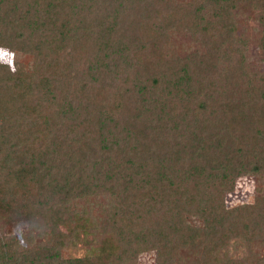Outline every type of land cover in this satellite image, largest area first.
I'll use <instances>...</instances> for the list:
<instances>
[{"label": "trees", "instance_id": "16d2710c", "mask_svg": "<svg viewBox=\"0 0 264 264\" xmlns=\"http://www.w3.org/2000/svg\"><path fill=\"white\" fill-rule=\"evenodd\" d=\"M253 41L264 0H0V209L32 233L0 264H264V196L225 202L264 176Z\"/></svg>", "mask_w": 264, "mask_h": 264}, {"label": "rangeland", "instance_id": "374dc122", "mask_svg": "<svg viewBox=\"0 0 264 264\" xmlns=\"http://www.w3.org/2000/svg\"><path fill=\"white\" fill-rule=\"evenodd\" d=\"M244 14L240 17L242 23L240 29L243 30L244 33H246L250 37H252L253 35L254 39H256L259 32V25L254 20V17H252L248 12ZM180 38H181V42H183L184 40L185 41L190 40V37L187 35L183 38L182 37ZM177 43L179 44L178 41ZM245 49L249 58L250 69L253 71H258L260 73L262 72L264 74V61H261L260 59L259 51L256 43L254 41L249 43ZM13 58L15 59V56L12 51H10L7 48H0V63H5L8 64V66L13 67L12 66ZM28 188L29 187L25 188L24 192H26ZM13 190H10V187L7 188L6 189V191L8 192L7 194H10ZM19 196H20L19 191H17V193L13 196L9 195L8 203L12 204L13 201L15 202ZM255 196H264V176L260 178L247 177V178H242L241 180H237L236 188L234 192L225 197V202L226 205L230 208L235 205L252 202V200L255 199ZM84 204L85 205L79 208L80 209L82 207L87 208L88 206L92 208L94 206V200H91L90 202H85ZM12 206H14V204ZM15 213L17 214L14 213L11 214L8 213L5 209H0V240H4L3 239L4 237L7 238L12 237L15 239L16 244H20L22 246H29V241L32 233L28 229L29 227L28 220L23 215V213H20L19 211ZM59 229L64 235L69 234L72 231V224L71 223L63 224L60 226ZM33 234L35 233L33 232ZM89 239L93 240V238L91 239V237ZM42 240L43 237L34 238V242H38ZM234 247L236 246H230V249L232 250ZM87 250L88 247L84 245L83 242H77V243L75 242L73 246L66 247L63 250L62 257L65 259L82 257L87 253ZM236 251L237 252H229V254L233 253L234 254L233 257H238L240 254H238L239 251L237 250V248ZM155 256L156 254L154 251H146L145 253L139 255L135 264H155Z\"/></svg>", "mask_w": 264, "mask_h": 264}]
</instances>
